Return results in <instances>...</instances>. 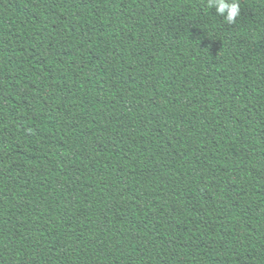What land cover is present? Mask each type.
<instances>
[{
  "label": "trees",
  "instance_id": "obj_1",
  "mask_svg": "<svg viewBox=\"0 0 264 264\" xmlns=\"http://www.w3.org/2000/svg\"><path fill=\"white\" fill-rule=\"evenodd\" d=\"M0 0V264H264V0Z\"/></svg>",
  "mask_w": 264,
  "mask_h": 264
},
{
  "label": "clouds",
  "instance_id": "obj_2",
  "mask_svg": "<svg viewBox=\"0 0 264 264\" xmlns=\"http://www.w3.org/2000/svg\"><path fill=\"white\" fill-rule=\"evenodd\" d=\"M205 10H215L217 16L222 17L228 25L237 23L241 14L239 0H204Z\"/></svg>",
  "mask_w": 264,
  "mask_h": 264
}]
</instances>
